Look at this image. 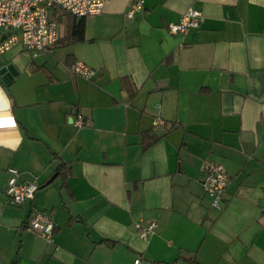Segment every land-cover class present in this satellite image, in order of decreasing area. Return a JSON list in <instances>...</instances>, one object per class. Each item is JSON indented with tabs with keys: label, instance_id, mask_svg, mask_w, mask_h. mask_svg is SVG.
<instances>
[{
	"label": "crops",
	"instance_id": "1",
	"mask_svg": "<svg viewBox=\"0 0 264 264\" xmlns=\"http://www.w3.org/2000/svg\"><path fill=\"white\" fill-rule=\"evenodd\" d=\"M132 1L53 7L54 47L0 52V264H264V0H144L130 19ZM190 9L201 27L171 33ZM209 163L229 177L221 209ZM10 169L33 201H8ZM139 222L157 223L147 240Z\"/></svg>",
	"mask_w": 264,
	"mask_h": 264
},
{
	"label": "built area",
	"instance_id": "2",
	"mask_svg": "<svg viewBox=\"0 0 264 264\" xmlns=\"http://www.w3.org/2000/svg\"><path fill=\"white\" fill-rule=\"evenodd\" d=\"M105 0H0V37L7 35L0 46L4 52L17 42L32 52H43L51 49L58 41L57 23L50 18V10L60 7L63 10L78 16L89 17L102 13ZM144 8V0H133L127 13L128 18ZM203 15L200 11L190 9L182 16L178 23L169 25L173 34H187L193 29L201 27ZM71 72L85 79H92L95 71L82 62H76L71 67ZM82 127V118L75 123ZM6 196L12 205L23 206L33 201L38 186L34 183L19 182V171L9 170ZM203 186L206 193L212 197L213 205L221 209L223 194L228 186L229 177L222 164L209 163L204 169ZM31 230L38 232L46 241L52 242L57 223L52 216L44 212L33 213L28 222ZM141 239L147 240L152 235L157 223L139 222L136 224ZM138 258L134 264H141Z\"/></svg>",
	"mask_w": 264,
	"mask_h": 264
},
{
	"label": "trees",
	"instance_id": "3",
	"mask_svg": "<svg viewBox=\"0 0 264 264\" xmlns=\"http://www.w3.org/2000/svg\"><path fill=\"white\" fill-rule=\"evenodd\" d=\"M84 32H85V24H84L83 19H81L78 24L74 23L71 26V28H70V38L73 41H76V42L81 41V40L84 39Z\"/></svg>",
	"mask_w": 264,
	"mask_h": 264
},
{
	"label": "water",
	"instance_id": "4",
	"mask_svg": "<svg viewBox=\"0 0 264 264\" xmlns=\"http://www.w3.org/2000/svg\"><path fill=\"white\" fill-rule=\"evenodd\" d=\"M6 36H3V39H5Z\"/></svg>",
	"mask_w": 264,
	"mask_h": 264
},
{
	"label": "clouds",
	"instance_id": "5",
	"mask_svg": "<svg viewBox=\"0 0 264 264\" xmlns=\"http://www.w3.org/2000/svg\"><path fill=\"white\" fill-rule=\"evenodd\" d=\"M0 92H2V90H0Z\"/></svg>",
	"mask_w": 264,
	"mask_h": 264
}]
</instances>
